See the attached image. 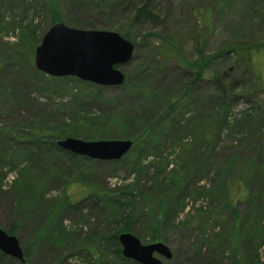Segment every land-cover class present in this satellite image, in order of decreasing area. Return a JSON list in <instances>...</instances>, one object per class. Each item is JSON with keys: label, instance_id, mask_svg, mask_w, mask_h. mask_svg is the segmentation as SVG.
Wrapping results in <instances>:
<instances>
[{"label": "rangeland", "instance_id": "rangeland-1", "mask_svg": "<svg viewBox=\"0 0 264 264\" xmlns=\"http://www.w3.org/2000/svg\"><path fill=\"white\" fill-rule=\"evenodd\" d=\"M50 1L64 25L135 45L117 67L121 86L36 69ZM143 4L152 18L133 19ZM200 44L209 59L196 80L189 65ZM263 77L264 0H0V229H13L25 264H124L114 247L101 248L103 236L130 216L133 235L152 244L154 215L172 254H154L163 263L264 264ZM38 126L81 140L93 129L85 141L132 146L114 161L71 158L32 144ZM92 187L113 194L121 215L84 196ZM234 236L231 258L225 239ZM0 264L21 263L0 254Z\"/></svg>", "mask_w": 264, "mask_h": 264}, {"label": "water", "instance_id": "water-1", "mask_svg": "<svg viewBox=\"0 0 264 264\" xmlns=\"http://www.w3.org/2000/svg\"><path fill=\"white\" fill-rule=\"evenodd\" d=\"M42 37L33 60L38 71L51 77L70 76L105 87L121 86L125 82L123 72L117 67L131 61L134 51L133 43L125 37L112 31L73 29L60 22L52 24ZM57 144L63 151L100 161L118 160L132 146L130 140L85 141L71 137ZM118 240L122 256L138 264H168L154 254L168 261L172 256L164 243L143 245L130 232L119 234ZM0 253L25 262L17 238L1 229Z\"/></svg>", "mask_w": 264, "mask_h": 264}, {"label": "trees", "instance_id": "trees-1", "mask_svg": "<svg viewBox=\"0 0 264 264\" xmlns=\"http://www.w3.org/2000/svg\"><path fill=\"white\" fill-rule=\"evenodd\" d=\"M55 10V4L53 2L50 1L49 4V11L51 14V22H50V26L51 24L57 23V22H61L60 18L58 15L55 14L54 12ZM133 16L135 20H139L140 17H146V18H152L153 14L152 11L149 9L147 4H143L142 7H137L136 9H134L133 11ZM76 25V24H74ZM78 26V25H77ZM123 37L127 38L126 35H124ZM171 39H166V43H169ZM172 49H174V47H172ZM203 45H199L197 47V52L199 53V60L196 61L195 63H190L189 67L195 71L196 76L199 79L196 80H200L203 79L204 74L208 68V59L207 57L204 56L203 52ZM233 51H237V48H233ZM244 51V50H243ZM248 52H245V58L250 60L251 58V53L249 50H247ZM255 83L256 85H259V81L261 80V75L260 74H255ZM211 79L212 82H214L216 84L217 87H219L220 89H222V92L224 93V88L220 86V81L218 78L213 77V78H208ZM263 79V90H264V77ZM73 133H69L68 130L64 129V128H59L56 130H46V129H41L39 126L35 128V130H33L32 136L30 137L29 141L32 142V144H46L49 147H52L53 149L59 151L60 153H63L64 155H66L67 157H71V158H77L76 155L72 154L71 152H67V151H63L62 149L59 148L57 141L67 138L69 136L71 137H75V133L74 130H72ZM88 137L87 138H83V140H89V139H95V137H97L96 133L94 132L93 129H89V133H88ZM77 138V137H75ZM80 139H82L81 137H78ZM81 159L83 160H87L85 157H81ZM243 177V176H242ZM237 181L242 182L244 184V177L243 179L240 178V180L237 178ZM230 181H226L224 186L227 188L229 185ZM245 185V184H244ZM246 187V185H245ZM247 188V187H246ZM84 190L82 191L84 193V196H89V195H94L96 201L95 204L97 206L98 209H102L103 208H109L111 211L116 212L114 218L116 219L117 215H121L122 212V205L119 202V200H115V196L111 193L107 192H103L102 189H99L97 187L92 189H86L83 188ZM249 189V188H248ZM230 201V200H229ZM71 203V202H70ZM69 204V203H68ZM70 205V204H69ZM68 205V206H69ZM162 207V204L159 205V208ZM229 207H230V211L232 213V215L235 217H237V212H235V209L232 205V202H229ZM166 209L163 208L162 212L160 213V215H162L163 219L166 218ZM161 217V218H162ZM155 219V216L152 215L151 220L148 222V227L150 228V240L151 242H161L160 241V236L158 234V225H160L159 221H153ZM121 221V225L117 226L115 229L111 230L109 233H106L103 236V241L101 242V248H111L114 247L113 249H115V256L117 257V259L119 258V260H121V262H123L124 264H138L137 262H134L132 260H127L122 256V251L120 249V245H119V240H118V236L121 233H132L134 234L135 232L132 230V228L130 227V221L131 218L130 216L128 217H123L121 216L120 219ZM163 224V223H162ZM161 224V225H162ZM12 228H10L8 231H5L6 233L12 235ZM225 243L227 246H229L230 250H231V258H234L235 255L237 254V250H238V238H236V236L234 237H230L229 239H225ZM89 251H94V250H89ZM1 254V253H0ZM25 255V259L27 257L26 253H24ZM95 258V257H94ZM26 263V261H25ZM23 263V264H25ZM22 264V263H21Z\"/></svg>", "mask_w": 264, "mask_h": 264}]
</instances>
